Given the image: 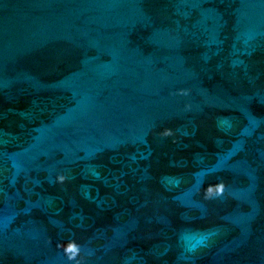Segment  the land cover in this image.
I'll list each match as a JSON object with an SVG mask.
<instances>
[{
	"label": "water",
	"instance_id": "water-1",
	"mask_svg": "<svg viewBox=\"0 0 264 264\" xmlns=\"http://www.w3.org/2000/svg\"><path fill=\"white\" fill-rule=\"evenodd\" d=\"M0 264H264V0H0Z\"/></svg>",
	"mask_w": 264,
	"mask_h": 264
}]
</instances>
